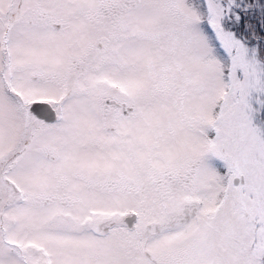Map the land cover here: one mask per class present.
<instances>
[{
	"label": "snow or ice",
	"instance_id": "6c2138e0",
	"mask_svg": "<svg viewBox=\"0 0 264 264\" xmlns=\"http://www.w3.org/2000/svg\"><path fill=\"white\" fill-rule=\"evenodd\" d=\"M0 264H264V0H0Z\"/></svg>",
	"mask_w": 264,
	"mask_h": 264
}]
</instances>
